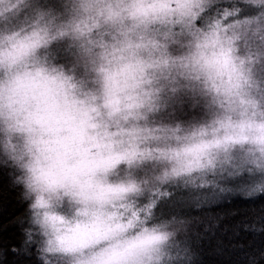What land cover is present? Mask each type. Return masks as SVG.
<instances>
[{
	"label": "clouds",
	"instance_id": "9594fccd",
	"mask_svg": "<svg viewBox=\"0 0 264 264\" xmlns=\"http://www.w3.org/2000/svg\"><path fill=\"white\" fill-rule=\"evenodd\" d=\"M0 167L40 264H178L173 190L264 195V0H0Z\"/></svg>",
	"mask_w": 264,
	"mask_h": 264
},
{
	"label": "trees",
	"instance_id": "16d2710c",
	"mask_svg": "<svg viewBox=\"0 0 264 264\" xmlns=\"http://www.w3.org/2000/svg\"><path fill=\"white\" fill-rule=\"evenodd\" d=\"M184 107V114L193 115L187 102ZM10 171L0 167V264H40L35 245L24 244L26 204ZM238 191L233 188L218 199L183 200L170 208V217L187 221L177 240V250L182 255L186 250L185 264H250L253 258L264 264V195L244 198Z\"/></svg>",
	"mask_w": 264,
	"mask_h": 264
},
{
	"label": "rangeland",
	"instance_id": "374dc122",
	"mask_svg": "<svg viewBox=\"0 0 264 264\" xmlns=\"http://www.w3.org/2000/svg\"><path fill=\"white\" fill-rule=\"evenodd\" d=\"M184 104H183L182 108L179 106L176 107V112H175L176 118H181V119H187L188 118L187 110H186V114H184V110H185ZM249 179H250V177L247 174H237V175L232 176V177L224 178L222 183H221V186L227 187L229 189V191H227V192H221L217 188H213L210 191H203L201 193H193V192L179 190V189L173 190L171 192L169 198L163 200L160 203V205L157 209V213H158V215L170 217L172 215V213L170 212V208L173 205L179 203L180 201L189 200L192 198L205 199L206 197H211L212 195L216 196L215 198L218 199V198H220L221 195H224L226 193H231V189H233V188L238 189L239 190L238 192H240L242 190L243 186L249 181ZM167 206H169V207L167 208ZM178 251L180 252L181 257L185 255L186 250H185L183 255H182L181 250L178 249Z\"/></svg>",
	"mask_w": 264,
	"mask_h": 264
},
{
	"label": "snow or ice",
	"instance_id": "6c2138e0",
	"mask_svg": "<svg viewBox=\"0 0 264 264\" xmlns=\"http://www.w3.org/2000/svg\"><path fill=\"white\" fill-rule=\"evenodd\" d=\"M24 244H25L26 246H31V245H33V244L30 243V237H29L28 239H25ZM12 251H13L14 253H19V252H20V249H18V248H13ZM260 259H264V254H262V255L260 256ZM177 261H178V264H184V261L182 260V258H181V254H180L179 251L177 252ZM250 264H259V261H258L256 258H253V260L250 262Z\"/></svg>",
	"mask_w": 264,
	"mask_h": 264
}]
</instances>
